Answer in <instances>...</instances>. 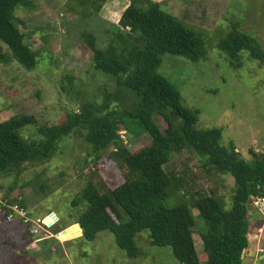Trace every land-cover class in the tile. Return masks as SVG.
I'll list each match as a JSON object with an SVG mask.
<instances>
[{
  "label": "rangeland",
  "instance_id": "obj_1",
  "mask_svg": "<svg viewBox=\"0 0 264 264\" xmlns=\"http://www.w3.org/2000/svg\"><path fill=\"white\" fill-rule=\"evenodd\" d=\"M32 1L30 7L18 8L16 15L26 42L35 51V65L26 68L15 59L0 63V122L27 114L40 123L56 124L82 104L102 105L106 99L115 100L113 107L118 111L133 108L132 93L119 88L114 76L95 68L89 46L90 37L96 38L99 47L107 45L122 0L102 7L100 12L96 4L81 0ZM153 1L191 28L207 51L206 58L197 62L165 53L159 71L180 89L183 103L199 111V128H222L221 144L229 146L233 142L236 151L250 160L251 149L260 152L264 147V64L244 52L243 64L235 67L218 43L238 23L264 49V0ZM0 45L10 52L2 41ZM156 122L165 127L161 117ZM23 134L37 136L32 126ZM121 138L131 151L151 142L147 133L133 137L126 132ZM110 151L94 153L84 136L75 134L61 141L51 159L21 164L8 172L0 170L1 213L8 211L2 204L12 200L20 205L23 201L33 221L52 212L58 217L46 231L33 223L38 233L32 234L18 215L13 222L0 216V264H179L170 247L151 244L147 230L136 237L143 253L138 258L120 249L108 230L99 232L94 240L80 236L82 228L74 224L85 207L74 206L73 200L89 182L104 191L124 181ZM205 160L188 148L172 154L165 166L173 180L166 206L213 192L225 209L231 207L234 175L205 166ZM250 207L259 223L262 215L257 218V210ZM108 211L118 221L113 211ZM191 211L197 223L196 247L203 260L199 234L205 223L198 209ZM244 263L248 264L246 260ZM254 264H264V258L255 257Z\"/></svg>",
  "mask_w": 264,
  "mask_h": 264
},
{
  "label": "trees",
  "instance_id": "obj_2",
  "mask_svg": "<svg viewBox=\"0 0 264 264\" xmlns=\"http://www.w3.org/2000/svg\"><path fill=\"white\" fill-rule=\"evenodd\" d=\"M106 1L81 0L84 4H96L97 12ZM129 1L107 45L99 47L96 38L90 37L89 46L95 68L114 76L119 88L130 91L134 107L118 111L113 107L115 100L106 99L102 105L84 103L56 124L40 123L34 115L27 114L2 121L0 170L8 172L21 164L51 159L61 141L79 134L94 153L111 149V160L124 178L119 186L104 191L89 182L73 200L74 206L85 207L76 220L82 228L81 237L94 240L99 232L108 230L120 249L138 258L143 253L136 237L147 230L151 244L170 247L181 264H244L242 255L249 246L252 228L249 219L252 198L264 197V147L260 152L251 149V159L246 160L233 142L229 146L221 144L222 128L198 127L199 111L183 103L180 89L159 68L165 53L192 62L205 59L207 51L202 39L158 2ZM32 4V0H0V41L10 50L8 53L0 45V63L15 59L26 68L34 67L35 51L26 42L16 15L18 8ZM218 46L235 67L243 64L244 52L264 64L261 43L241 30L238 23L233 24ZM158 117L164 120L165 127L156 122ZM29 126L35 128L37 136L29 138L23 134ZM122 129L133 137L147 133L151 142L131 151L120 136ZM187 148L206 159L205 166L234 175L236 182L229 209L223 207L213 192L192 196L176 206L165 205L173 186L165 166L174 152ZM21 205L25 206L23 201ZM192 208L198 209L205 223L199 234L203 260L194 238L197 223ZM7 213L9 210L5 209L2 215Z\"/></svg>",
  "mask_w": 264,
  "mask_h": 264
},
{
  "label": "crops",
  "instance_id": "obj_3",
  "mask_svg": "<svg viewBox=\"0 0 264 264\" xmlns=\"http://www.w3.org/2000/svg\"><path fill=\"white\" fill-rule=\"evenodd\" d=\"M113 2H115V0H113V1L107 0L106 3H104L103 8H107L108 5L112 4ZM129 3H130L129 0H122L121 4L123 5V7L121 9V13L117 16L116 22L119 21L122 12L129 5ZM9 204H12V203H9ZM254 208L258 212V214L256 216L257 218L261 217V215L263 216V213L261 211H259L255 206H254ZM250 209H251V207H250ZM250 209H249V215H250L249 219L252 222V228L248 234L249 246L243 252L242 257H243V260L244 261L246 260V262L248 264H254L255 257L264 258V224L261 221L259 223L256 222L257 219L252 216ZM0 216L5 220L6 215L5 214L2 215L1 211H0ZM263 219H264V216H263ZM194 238H195V236H194ZM179 264H181V263H179Z\"/></svg>",
  "mask_w": 264,
  "mask_h": 264
},
{
  "label": "built area",
  "instance_id": "obj_4",
  "mask_svg": "<svg viewBox=\"0 0 264 264\" xmlns=\"http://www.w3.org/2000/svg\"><path fill=\"white\" fill-rule=\"evenodd\" d=\"M125 133H126V130H121L120 136L124 137ZM252 199H253L252 205H254L264 215V197L258 196V197H253ZM0 203H2L1 200H0ZM2 205L7 207V209L9 210V213L5 216L6 222L15 221V215H18L19 219L22 220V223L28 227V229L30 230L29 232L32 234L38 233V228L36 226H34L35 222L39 223L40 226H42L43 230H45V231L58 222L57 221L58 217H57V219H55V217L57 215L54 212L45 216L42 219H38L36 221H33L31 219V217L29 216V212L27 211V209L24 206H22L18 203H15V204H5L4 203ZM33 223H34V225H33ZM0 224H1V220H0ZM36 225H38V224H36Z\"/></svg>",
  "mask_w": 264,
  "mask_h": 264
},
{
  "label": "water",
  "instance_id": "obj_5",
  "mask_svg": "<svg viewBox=\"0 0 264 264\" xmlns=\"http://www.w3.org/2000/svg\"><path fill=\"white\" fill-rule=\"evenodd\" d=\"M55 219H57V216L55 217ZM74 225L79 226L81 228V225L79 223H75ZM64 230H66V228ZM82 235H83V232H81V235L80 236H82Z\"/></svg>",
  "mask_w": 264,
  "mask_h": 264
}]
</instances>
